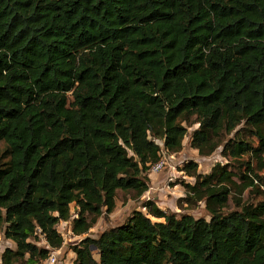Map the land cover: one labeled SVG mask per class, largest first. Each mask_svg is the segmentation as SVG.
I'll list each match as a JSON object with an SVG mask.
<instances>
[{
  "label": "trees",
  "instance_id": "1",
  "mask_svg": "<svg viewBox=\"0 0 264 264\" xmlns=\"http://www.w3.org/2000/svg\"><path fill=\"white\" fill-rule=\"evenodd\" d=\"M195 125L191 146L229 162H187L178 203L210 219L147 199L73 264H264V0H0V228L16 244L0 264L61 248V220L87 234L119 190L142 197Z\"/></svg>",
  "mask_w": 264,
  "mask_h": 264
},
{
  "label": "rangeland",
  "instance_id": "2",
  "mask_svg": "<svg viewBox=\"0 0 264 264\" xmlns=\"http://www.w3.org/2000/svg\"><path fill=\"white\" fill-rule=\"evenodd\" d=\"M197 127V125L189 128V133L184 139L183 149L179 152L167 153L166 159L168 165L159 174H152L150 177V187L149 190L140 198L135 196L133 191L124 192L122 190L118 191L116 199V208L110 213L103 215L99 218L98 222L89 232L85 235H77L73 231L69 232V225L60 228L62 233H64V243L62 245L61 256L62 263L73 264L76 254L73 247L80 242L84 237H98L106 229L118 226L125 222L129 215L136 209L146 211L142 207L143 201L147 199H152L155 201L162 209L175 212L177 214L188 213L196 218L205 217L210 219V214L205 207V203L201 202L193 207H188L185 202H179V199L185 196V185L184 182L193 181V178L186 175L182 168L189 161H196L199 164V171L202 173H207L211 168L217 163H228L229 160L222 154L223 146L219 147L212 155L203 156L199 154L198 150L191 146V131ZM244 137H252L257 139L256 136H252L249 130L245 129L243 131ZM256 142V141H255ZM6 142L0 141V164H2L7 158L3 157V153L6 148ZM248 159V155L244 156ZM261 173H264L261 172ZM248 193L245 194V199L248 198ZM74 205V204H73ZM72 205V206H73ZM235 208V204L232 199L229 201L224 212L230 211ZM154 221L157 219L151 217ZM34 241L39 245V247H46L48 243L43 235H38ZM6 247L16 248V244L5 237L3 229L0 228V253H2ZM28 255L17 264H29ZM98 258V256L96 255Z\"/></svg>",
  "mask_w": 264,
  "mask_h": 264
},
{
  "label": "built area",
  "instance_id": "3",
  "mask_svg": "<svg viewBox=\"0 0 264 264\" xmlns=\"http://www.w3.org/2000/svg\"><path fill=\"white\" fill-rule=\"evenodd\" d=\"M168 165L167 163V159H166V151L163 150L160 158L158 161H156L155 163H153L150 167V171H149V175L151 176L152 174H159L160 172H162L166 166ZM69 225V232H72L71 226H70V222L68 221H63L61 220L59 222V224L57 225L58 230L62 233V231L60 230V228ZM64 235V233H62ZM61 250L62 248H55L52 249L49 253V255L42 260L41 262L37 263V264H64L62 263V256H61Z\"/></svg>",
  "mask_w": 264,
  "mask_h": 264
},
{
  "label": "crops",
  "instance_id": "4",
  "mask_svg": "<svg viewBox=\"0 0 264 264\" xmlns=\"http://www.w3.org/2000/svg\"><path fill=\"white\" fill-rule=\"evenodd\" d=\"M159 220H162V219H159Z\"/></svg>",
  "mask_w": 264,
  "mask_h": 264
}]
</instances>
